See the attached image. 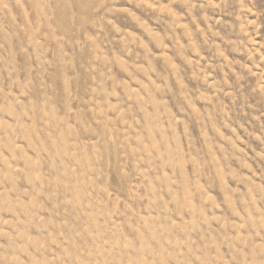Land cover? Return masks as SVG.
Returning a JSON list of instances; mask_svg holds the SVG:
<instances>
[{"label":"rangeland","instance_id":"rangeland-1","mask_svg":"<svg viewBox=\"0 0 264 264\" xmlns=\"http://www.w3.org/2000/svg\"><path fill=\"white\" fill-rule=\"evenodd\" d=\"M0 264H264V0H0Z\"/></svg>","mask_w":264,"mask_h":264}]
</instances>
